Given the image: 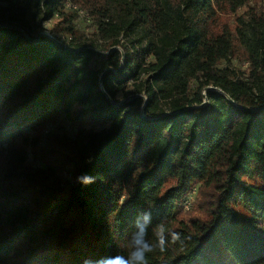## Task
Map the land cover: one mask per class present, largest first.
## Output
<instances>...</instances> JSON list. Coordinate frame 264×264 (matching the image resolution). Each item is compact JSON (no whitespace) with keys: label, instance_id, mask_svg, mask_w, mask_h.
Instances as JSON below:
<instances>
[{"label":"trees","instance_id":"obj_1","mask_svg":"<svg viewBox=\"0 0 264 264\" xmlns=\"http://www.w3.org/2000/svg\"><path fill=\"white\" fill-rule=\"evenodd\" d=\"M66 2L111 43L77 35ZM248 2L0 0V264L127 255L145 211L149 240L161 223L167 237L148 264H264V10ZM42 10L62 42L24 33L22 17ZM228 13L245 77L218 67ZM136 29L141 43L118 49ZM50 124L75 131L44 147ZM196 186L205 198L184 217Z\"/></svg>","mask_w":264,"mask_h":264},{"label":"rangeland","instance_id":"obj_2","mask_svg":"<svg viewBox=\"0 0 264 264\" xmlns=\"http://www.w3.org/2000/svg\"><path fill=\"white\" fill-rule=\"evenodd\" d=\"M248 5L252 8H256L259 10H264V0H249ZM42 7V6H41ZM64 8L69 11H73L75 14V21L74 25L77 29V35L81 36V38L85 39L88 44L90 45H99L101 42L103 45L111 43V39H100L98 34V26L97 22L94 17L84 9H80L77 5H74L70 2H66ZM65 11V10H64ZM57 18L56 15L48 17V13L42 10L41 17H34L30 14L24 15L22 17L24 26L22 29L25 31L24 33L33 37H38L41 34L50 35L58 39V41L62 42L64 36L57 30L55 27V19ZM221 21L225 22L230 29H232V41H233V48L232 54L226 59L221 61L218 64V67H227L231 70L234 75L237 76H248L249 63L247 62V51L244 45L239 41L237 36L234 34L233 29L235 25L236 16L232 13H228L225 15H220ZM21 26V25H20ZM142 34L136 31L131 33V30L128 31V35L122 34L117 37V40L121 43L120 46H117L118 49L122 47H126L128 49H133V47L139 45L142 41ZM96 43V44H94ZM145 43V41L143 42ZM153 58L147 57L144 62H141L143 68H146V64L149 61H152ZM231 76L233 77V74ZM142 77V76H141ZM139 82V80H137ZM125 85L128 86L129 89H132V80L127 82ZM118 95H121L119 92ZM75 129L72 126H63L62 124H50L43 130V136L41 140V145L47 147V145L51 142H55L57 138L61 136H72ZM37 163L36 165H39ZM67 171L71 169L70 166H66ZM200 188L197 189V186L193 188L192 192V199L190 201V205L188 207H182L183 216L187 217L191 214V212L196 209L197 205L202 202L205 198V195H200L199 193ZM208 198V197H207ZM241 211L240 208H238ZM195 212V214H196Z\"/></svg>","mask_w":264,"mask_h":264},{"label":"clouds","instance_id":"obj_3","mask_svg":"<svg viewBox=\"0 0 264 264\" xmlns=\"http://www.w3.org/2000/svg\"><path fill=\"white\" fill-rule=\"evenodd\" d=\"M78 180L84 183L92 182L91 177L82 176ZM142 217V220H141ZM152 221V213L145 211L135 221L137 231L133 233L131 240V248L125 255L121 251H117L113 255L101 257L96 264H148V254L152 253L156 248L164 249L166 244V234L164 224L153 227V236L156 243L153 244L148 238V229ZM173 240H180L179 233H170Z\"/></svg>","mask_w":264,"mask_h":264},{"label":"built area","instance_id":"obj_4","mask_svg":"<svg viewBox=\"0 0 264 264\" xmlns=\"http://www.w3.org/2000/svg\"><path fill=\"white\" fill-rule=\"evenodd\" d=\"M50 36V35H49ZM50 37H52V36H50ZM193 192V191H192ZM192 192L190 193V194H188L187 196H186V198H185V200H184V202H183V207L185 208V207H188L189 205H190V201H191V199H192Z\"/></svg>","mask_w":264,"mask_h":264}]
</instances>
